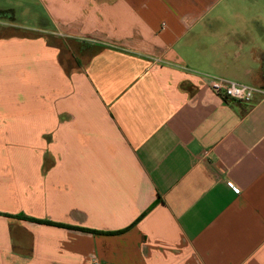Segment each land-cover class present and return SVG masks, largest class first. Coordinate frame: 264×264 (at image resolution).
<instances>
[{"label":"crops","instance_id":"0c3cea01","mask_svg":"<svg viewBox=\"0 0 264 264\" xmlns=\"http://www.w3.org/2000/svg\"><path fill=\"white\" fill-rule=\"evenodd\" d=\"M0 30V213L53 224L0 216V264H264V96L210 86L264 89V0H0Z\"/></svg>","mask_w":264,"mask_h":264},{"label":"rangeland","instance_id":"374dc122","mask_svg":"<svg viewBox=\"0 0 264 264\" xmlns=\"http://www.w3.org/2000/svg\"><path fill=\"white\" fill-rule=\"evenodd\" d=\"M6 3V2H3ZM7 6L10 8V4H7ZM36 6V4H34ZM16 12L14 10H6L2 12L3 18H1V21L9 22L17 27H26L28 29H35L38 28L40 25V20L35 18V15L31 13L20 12L15 14ZM9 33L5 30H0V39L4 40L6 37H9ZM58 43L62 44L64 47H66V44L64 41H59ZM10 104V103H9ZM13 106L19 107L21 104L20 101H13L11 102ZM1 117H8V116H1ZM4 147H2V153L7 154L9 151V142L8 140L3 139ZM23 149V148H22ZM14 151L15 149H11ZM0 216H5L6 214L0 213ZM9 218H15L14 216H11Z\"/></svg>","mask_w":264,"mask_h":264},{"label":"built area","instance_id":"2783aa9c","mask_svg":"<svg viewBox=\"0 0 264 264\" xmlns=\"http://www.w3.org/2000/svg\"><path fill=\"white\" fill-rule=\"evenodd\" d=\"M210 86L215 92L223 93L231 100L244 103H251L256 95L264 96V90L260 88L225 80H212Z\"/></svg>","mask_w":264,"mask_h":264},{"label":"trees","instance_id":"16d2710c","mask_svg":"<svg viewBox=\"0 0 264 264\" xmlns=\"http://www.w3.org/2000/svg\"><path fill=\"white\" fill-rule=\"evenodd\" d=\"M7 217H11L10 215H6ZM16 219H24V220H29V221H33V222H36V223H43V224H48V225H53L51 222H45V221H39V220H34V219H31V218H27L25 216H16L15 217ZM57 226H60V227H64L63 225H57ZM81 230V229H79ZM93 233H96V232H93ZM98 233V232H97Z\"/></svg>","mask_w":264,"mask_h":264},{"label":"flooded vegetation","instance_id":"af4514ba","mask_svg":"<svg viewBox=\"0 0 264 264\" xmlns=\"http://www.w3.org/2000/svg\"><path fill=\"white\" fill-rule=\"evenodd\" d=\"M262 90H264V89H262Z\"/></svg>","mask_w":264,"mask_h":264}]
</instances>
